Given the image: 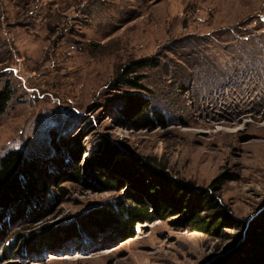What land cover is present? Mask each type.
Here are the masks:
<instances>
[{
  "label": "rangeland",
  "instance_id": "obj_1",
  "mask_svg": "<svg viewBox=\"0 0 264 264\" xmlns=\"http://www.w3.org/2000/svg\"><path fill=\"white\" fill-rule=\"evenodd\" d=\"M2 87L0 167L18 149L34 170L23 213L0 219V264H208L244 240L231 225L193 230L184 207L137 223L132 238L115 222L92 235L80 225L58 247L6 255L8 239L16 249L107 203L151 204L119 173L99 169L120 178L110 189L91 175L103 143L213 194L246 227L264 211V0H0ZM132 95L165 123L128 114Z\"/></svg>",
  "mask_w": 264,
  "mask_h": 264
},
{
  "label": "trees",
  "instance_id": "obj_2",
  "mask_svg": "<svg viewBox=\"0 0 264 264\" xmlns=\"http://www.w3.org/2000/svg\"><path fill=\"white\" fill-rule=\"evenodd\" d=\"M11 94L12 91L8 87L0 88V113L5 110ZM143 102L141 97L132 95L125 106V111L147 123L158 121L160 124H164L165 115L161 111L152 110L150 112L143 109L141 106ZM102 145L100 153L90 160L98 169L91 175L96 181L110 189L112 185L118 184L120 178L107 177L101 174L99 169L106 167L111 173H119L121 176L129 178L140 192L146 194L151 200V204L140 197L136 198V201L132 200L127 203H107L102 209L97 210L96 214L90 215L88 219L78 218L77 224L74 222L60 229H51L48 233L40 231L31 236L22 237L16 249H14V241L8 239L4 248L6 255L16 257V253H19L26 257L30 253H36L37 249L43 245L42 242L47 244L45 247L54 248L61 239L78 236L80 225L83 228L89 227L86 233L92 235L102 226L105 227L115 222L116 227L121 228L119 233L126 235L120 239L123 240L136 235L137 223L153 222L158 217H165L170 212H185L184 207H188L189 212L186 213L184 219L193 223V230L209 232L210 229L211 231L220 228L223 230L230 225L239 229L240 233L242 229H246V237L235 249L228 255L208 264H264V211L256 215L246 227V223L232 214L213 194L207 193L204 196L197 192L196 195H193L190 193L193 187L189 183L174 178L166 171H160L147 161L143 162L142 168L137 169L134 163L117 156L115 146L107 143ZM79 151L80 149L78 154ZM33 167L34 163L25 159L23 153L18 149L12 150L3 157L0 167V219L3 218L7 210H12V218L23 213L25 202L28 200L27 196L33 187V182L29 180V176L34 170ZM70 171L75 177H81L79 167H74ZM201 199L204 204L213 209L209 212V217H201L200 211L196 209ZM16 200H20V202L17 203ZM150 208L152 209L150 210ZM184 219L179 217L173 221L180 222ZM2 231L0 229V232ZM85 244H92V241L85 242Z\"/></svg>",
  "mask_w": 264,
  "mask_h": 264
},
{
  "label": "water",
  "instance_id": "obj_3",
  "mask_svg": "<svg viewBox=\"0 0 264 264\" xmlns=\"http://www.w3.org/2000/svg\"><path fill=\"white\" fill-rule=\"evenodd\" d=\"M206 262H208V261H206ZM206 262H205V263H206ZM205 263H204V264H205Z\"/></svg>",
  "mask_w": 264,
  "mask_h": 264
}]
</instances>
